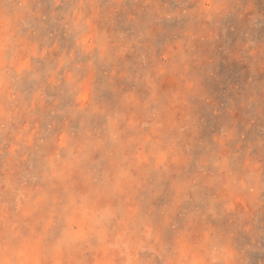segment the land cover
Segmentation results:
<instances>
[{"label":"rangeland","instance_id":"rangeland-1","mask_svg":"<svg viewBox=\"0 0 264 264\" xmlns=\"http://www.w3.org/2000/svg\"><path fill=\"white\" fill-rule=\"evenodd\" d=\"M0 264H264V0H0Z\"/></svg>","mask_w":264,"mask_h":264}]
</instances>
